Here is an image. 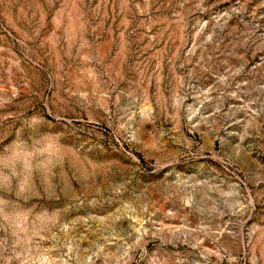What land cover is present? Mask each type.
Segmentation results:
<instances>
[{"label": "rangeland", "instance_id": "obj_1", "mask_svg": "<svg viewBox=\"0 0 264 264\" xmlns=\"http://www.w3.org/2000/svg\"><path fill=\"white\" fill-rule=\"evenodd\" d=\"M0 264H264V0H0Z\"/></svg>", "mask_w": 264, "mask_h": 264}]
</instances>
